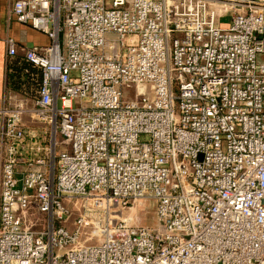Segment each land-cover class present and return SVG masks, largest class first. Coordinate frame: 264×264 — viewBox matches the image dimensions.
I'll return each mask as SVG.
<instances>
[{
    "label": "built area",
    "instance_id": "obj_1",
    "mask_svg": "<svg viewBox=\"0 0 264 264\" xmlns=\"http://www.w3.org/2000/svg\"><path fill=\"white\" fill-rule=\"evenodd\" d=\"M12 13L51 42L24 53L38 95L0 109V264H264V0ZM150 200L156 225L124 216Z\"/></svg>",
    "mask_w": 264,
    "mask_h": 264
},
{
    "label": "crops",
    "instance_id": "obj_2",
    "mask_svg": "<svg viewBox=\"0 0 264 264\" xmlns=\"http://www.w3.org/2000/svg\"><path fill=\"white\" fill-rule=\"evenodd\" d=\"M15 0H0V109L5 106V98L13 92L7 86V67L9 59L5 39L12 37L17 42V54L24 55L25 49L33 45H48L51 40L45 33L33 27L18 22L13 13L12 6ZM1 129V120H0ZM0 147V156H1Z\"/></svg>",
    "mask_w": 264,
    "mask_h": 264
},
{
    "label": "rangeland",
    "instance_id": "obj_3",
    "mask_svg": "<svg viewBox=\"0 0 264 264\" xmlns=\"http://www.w3.org/2000/svg\"><path fill=\"white\" fill-rule=\"evenodd\" d=\"M230 20L229 16L222 18V23L227 24ZM24 124L27 127H31L35 131H38L40 134L44 133V144L49 145V138H50V128L47 124L42 123L39 120H35L30 116L26 115L24 118ZM67 147L68 152L72 150L71 142H68L63 136L58 135L57 137V149L58 151L62 150L63 148ZM82 211L78 209H73L71 216L64 225L71 229V225L76 222L77 218L81 216ZM125 215L127 217H132L133 220L139 219L142 225L145 226H154L157 224V216H156V206L154 201H141L136 204L131 210H125ZM92 230V229H91ZM84 239V238H83ZM82 239V240H83ZM97 239V237H93V240ZM93 240H89L87 242H93ZM96 241V240H95Z\"/></svg>",
    "mask_w": 264,
    "mask_h": 264
},
{
    "label": "trees",
    "instance_id": "obj_4",
    "mask_svg": "<svg viewBox=\"0 0 264 264\" xmlns=\"http://www.w3.org/2000/svg\"><path fill=\"white\" fill-rule=\"evenodd\" d=\"M8 90L20 98L38 95L42 74L38 67L26 60L25 55L17 53L9 59L7 67Z\"/></svg>",
    "mask_w": 264,
    "mask_h": 264
}]
</instances>
